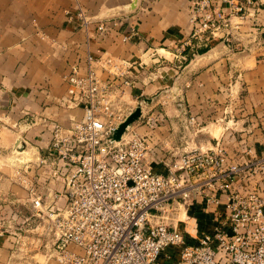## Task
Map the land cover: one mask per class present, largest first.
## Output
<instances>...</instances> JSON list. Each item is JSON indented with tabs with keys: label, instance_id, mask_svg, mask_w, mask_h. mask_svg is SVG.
I'll return each instance as SVG.
<instances>
[{
	"label": "crops",
	"instance_id": "crops-1",
	"mask_svg": "<svg viewBox=\"0 0 264 264\" xmlns=\"http://www.w3.org/2000/svg\"><path fill=\"white\" fill-rule=\"evenodd\" d=\"M257 2L260 10L240 40L228 45L213 38L182 62L178 47L192 32V0H0V224L8 230L0 235V264H20L30 226L51 244L30 187L47 202H66L64 185L52 177L53 125L69 128L84 118V108L68 100L64 76L73 65L85 72L88 56L130 64L133 84L120 102L127 116L141 108L129 130L148 137L147 161L156 170L165 173L194 149L221 148L239 162L264 158V0ZM77 8L95 20L120 22L105 34L95 25L84 29L67 14ZM131 28L135 35L124 39ZM255 29L262 35L252 36ZM93 65L101 79L110 77ZM151 110L159 114L153 127L146 123ZM197 198L187 217L191 233L210 221Z\"/></svg>",
	"mask_w": 264,
	"mask_h": 264
},
{
	"label": "built area",
	"instance_id": "built-area-1",
	"mask_svg": "<svg viewBox=\"0 0 264 264\" xmlns=\"http://www.w3.org/2000/svg\"><path fill=\"white\" fill-rule=\"evenodd\" d=\"M258 10L257 0H192V32L178 56L213 38L228 45L240 40ZM67 14L100 34L120 22L95 20L81 8ZM251 33L262 35L258 29ZM95 62L109 71L107 80L98 76ZM64 79L68 100L85 112L69 128L53 125L52 177L64 185L66 202H47L30 187L34 214L52 234L48 250L54 248L57 264H264V158L239 162L221 148L194 149L160 172L147 161V136L128 128L113 140L127 116L120 96L133 84L129 63L88 56L85 72L73 65ZM157 120L148 116L146 123L153 127ZM197 197L210 221L195 224L194 233L181 230L179 211L186 213ZM7 231L0 224V235Z\"/></svg>",
	"mask_w": 264,
	"mask_h": 264
},
{
	"label": "rangeland",
	"instance_id": "rangeland-1",
	"mask_svg": "<svg viewBox=\"0 0 264 264\" xmlns=\"http://www.w3.org/2000/svg\"><path fill=\"white\" fill-rule=\"evenodd\" d=\"M207 46L209 45L207 44V45H202L201 47L195 46L194 48H187L185 51L182 52L184 57H181L182 59L181 61L185 62L189 59L188 54L186 53L187 50L192 51V54H191L192 56L194 54L203 52L205 50L204 48ZM120 106L123 112L126 111V109L122 107L121 102H120ZM148 116L157 117L159 116V114H157L156 111L151 110ZM190 207L191 205L187 208L186 213L183 210V208L181 211H179V215H178L179 221H177V226L181 230L191 229V226L193 224V220L187 218L188 216L190 217V213H191L189 209ZM19 219L20 220L16 219V229H14V230H17L18 233L21 231L19 227L22 226V220L24 218L20 217ZM30 227H28L26 230L28 232H24L27 237L25 246L28 249L24 250L25 252L24 251L22 252L18 263L20 264H57L55 254L51 256V253H54L55 250L53 247H51V251H50L48 250V246L46 247V243H45L46 241L44 239L45 236L42 233V230L36 229V226H30Z\"/></svg>",
	"mask_w": 264,
	"mask_h": 264
},
{
	"label": "water",
	"instance_id": "water-1",
	"mask_svg": "<svg viewBox=\"0 0 264 264\" xmlns=\"http://www.w3.org/2000/svg\"><path fill=\"white\" fill-rule=\"evenodd\" d=\"M262 32V31H261ZM141 115V108L138 107L135 111H133L129 116L125 118V120L119 125L117 130L115 131L113 135L114 141H120L123 134L126 132V130L131 126L132 123H134ZM20 150L23 149V146H18Z\"/></svg>",
	"mask_w": 264,
	"mask_h": 264
},
{
	"label": "trees",
	"instance_id": "trees-1",
	"mask_svg": "<svg viewBox=\"0 0 264 264\" xmlns=\"http://www.w3.org/2000/svg\"><path fill=\"white\" fill-rule=\"evenodd\" d=\"M186 53L188 54V57H190V56H191V54H192V51H190V50H187V51H186Z\"/></svg>",
	"mask_w": 264,
	"mask_h": 264
}]
</instances>
